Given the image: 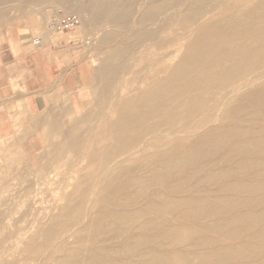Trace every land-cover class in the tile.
I'll return each instance as SVG.
<instances>
[{"label":"bare ground","instance_id":"6f19581e","mask_svg":"<svg viewBox=\"0 0 264 264\" xmlns=\"http://www.w3.org/2000/svg\"><path fill=\"white\" fill-rule=\"evenodd\" d=\"M56 1L79 13L84 26L90 28L100 22L111 23L113 28L98 40L101 45H109L111 50L101 58L89 107L77 123L79 131L68 138V151L75 154L76 159L67 163V181L53 189L52 200L21 201L26 207L20 216L35 211L37 223L30 225L28 233L15 241L19 260L13 258L2 263L118 264L109 260L107 252L111 251L107 248V240L102 238L112 234L111 230L120 234L128 219H136L137 209L128 212L123 200L135 198L147 192L149 187L157 186L162 170L182 169L196 155L219 153L233 137H244L253 131L263 134L264 128L255 130L246 122L232 126L229 116L240 103L247 106L264 104V79L244 92L239 89L245 87L233 83L238 76L243 80L239 83L244 85L254 83L258 76L264 77V71L257 75L261 69L252 75L257 66L264 65V0H143L139 22L144 26L131 30L126 39L121 37L124 29L132 27L129 5L134 0H96L97 3L89 7L75 0ZM82 11L87 16H82ZM147 24L154 26L148 28ZM176 25L183 30L193 26L194 31L182 43L180 55L176 38L171 37ZM148 43L154 47L152 58L147 57L144 50ZM141 47L144 51L135 58V52ZM134 65L139 70L134 78L126 79V75L134 72ZM249 71L252 76L248 77ZM245 72L247 78L243 79ZM119 80L123 87L117 96L114 83ZM220 89L226 91L220 105L212 103L205 109L206 94ZM128 92L131 94L127 95ZM217 110L218 113H212ZM211 121L218 122L209 125ZM227 124L231 129L224 128ZM222 128L230 131L221 132ZM188 129L193 132L194 140L189 146L178 136ZM194 129L199 131L194 132ZM254 149L264 151V137L234 142L231 150L226 149L222 156L227 158L237 151L243 153ZM260 165L264 166L255 161H243L239 168ZM44 170L48 178L52 171L47 167ZM195 172L196 169L193 174ZM223 174L214 173L202 178L206 182ZM253 182L249 189L264 188V184ZM239 188H243L242 182L224 186L220 192ZM15 195L25 196L22 192ZM236 201L226 196L213 200L183 198L163 207L175 210L187 206L182 214L192 216L204 209L219 213L223 206H233ZM29 203L36 205L31 207ZM150 206L153 209L162 207ZM247 216L248 219L258 218L253 212H248ZM111 220L116 223L112 224ZM240 220L233 218V223ZM138 223L144 234L125 238L122 247L131 249L143 242L151 244L141 251L137 260H126L124 264L189 263L190 259L182 252L156 254L157 236L151 222L143 224L140 220ZM215 227L221 228L219 224ZM3 229L0 218L1 234ZM233 231L235 229L230 228V232ZM192 232L190 228L168 226L163 239L172 245L186 240ZM12 235L11 231L4 233L0 246ZM203 258L202 254L197 256V259Z\"/></svg>","mask_w":264,"mask_h":264},{"label":"rangeland","instance_id":"374dc122","mask_svg":"<svg viewBox=\"0 0 264 264\" xmlns=\"http://www.w3.org/2000/svg\"><path fill=\"white\" fill-rule=\"evenodd\" d=\"M95 1L75 0V2L82 4V6L86 5L87 7L97 3ZM142 1L134 0L129 5V20L132 27L130 29H124L123 38L121 37V39H126L127 35L131 33V30L135 31L144 26L139 22L142 3L146 0ZM69 13L77 16L79 20L78 24L68 31H56L53 27L52 20ZM83 15L87 16L82 11ZM204 19L205 17L201 18L200 21L202 22ZM25 24L32 26L31 39H39L40 41L39 45L34 46L42 45L44 52L48 54L53 52L64 54L58 60H55L52 66L59 68H63L64 66H77L79 70L83 71L84 79L82 80L85 82L82 81L83 83H80V81L76 80V84L80 83L79 85H82L78 90V99L73 96L71 98L69 94L66 95V102L73 109L67 112L65 116L66 123L64 125L52 126V129H55V133L48 135L49 138L44 142L45 147L43 150L28 155H25V152L20 150L16 155H5L4 152L0 154V218H2L4 226L3 232L7 233L11 231L13 234L10 239L3 242L0 246V264L8 259L12 260L14 258L13 260L15 261L19 260V256L15 252V241L28 233L27 230L30 225H36L37 223L35 220V211H32L31 214L26 216H20L21 211L26 207L25 203L33 200L40 201L41 198L44 200H52L53 189L67 181L69 177V165L67 163L76 159L75 154L68 151V144L70 142L68 138L74 135L76 131H79L77 123L83 112L89 107L88 105L92 98L91 91L96 84L97 71L101 58L111 50L109 45H101L98 42L104 32L113 28L111 23L100 22L95 27L90 28L84 26L79 13L71 6L69 7L67 4L60 3L56 0H0V37L11 35L12 28ZM151 26L154 25L147 24L148 28ZM193 32V26H189L186 30H183L178 25L174 26L171 37L176 38L175 42L180 47L179 55L183 50L182 43L190 38ZM153 48L148 43L145 49L144 47L138 48L134 56L135 58H139L141 52L145 50L147 57L152 58L154 54ZM255 69L253 70V72L255 71L253 74L252 71H249L250 73L247 72L248 77L257 74L260 69L257 75L262 73L264 71V65L257 66ZM138 70V66L134 65V72L126 75L125 78H134V74ZM46 74L47 78H52L55 75L51 71L50 76L48 70ZM243 74V79H246V72ZM262 77L258 76V78H255L256 80L254 79V83L251 81L250 84L244 85L242 84L243 80L238 76L233 79V83L236 85L241 84L238 85L239 87H245L246 89H239L240 92H244L248 89L247 87H255V85L264 79ZM240 80L242 83H239ZM114 85L118 96L123 87V83L119 80ZM225 92V89L208 92L205 96V109L211 107L212 103H217V105L221 103ZM130 94L131 92H128L127 95ZM212 110L214 111V109ZM213 111V114L218 113V110ZM254 113H258L257 116L253 115ZM229 118L232 122L231 125H235V127L239 125V122H246L245 124L248 123L255 130L264 128V104L247 106L245 103H240L239 107L234 110ZM211 122L209 125L213 124L214 121ZM217 122L215 121L214 124ZM225 127L230 128L229 124ZM224 128H222L221 132L226 133L230 131ZM161 130H164V127ZM193 131H199V129H194ZM262 133L253 131L244 137H233L223 147V151L219 153L208 156L196 155L190 160V164L182 169L162 170L160 182L157 186L149 187L147 192L144 191L135 198L123 200V204L126 206L128 212L137 209V217L134 220L128 219L127 226L120 234H115L110 229L112 234L102 238L103 240H107V248L111 251L107 252L109 253V260L118 264H124L126 260H137L141 251L150 246L151 242H143L131 249H126L125 245L122 247L125 238L139 233L144 234L141 228H139L138 223L142 220L143 224L148 221L151 222L156 232V242L158 243V245L154 246L156 254L161 255L168 251L182 252L190 259L188 264H264V188L258 191L249 189L253 181L264 184V166L260 165L247 169L239 168L243 161H255L264 164V151L261 152L257 149L248 152L243 151V153L237 151L230 157L225 158L222 156L223 152L231 150L234 142H240V140L253 141L257 138L264 137V132ZM178 136L187 146L194 143L192 138L193 132L189 129L187 132L182 131ZM162 140L166 141L164 138ZM54 155L56 157L52 159ZM57 156L62 157L59 159ZM45 167L52 171V173L48 174V178L46 177L47 172L44 170ZM195 169L196 172L193 174ZM220 172H224V174L206 181L209 183H206L202 178ZM238 182H242V189H223L220 192L224 186ZM175 184H179V186L174 187ZM17 192H22L25 196L18 197L15 195ZM40 192L42 193L40 194ZM223 193H226V195ZM225 196L234 201L237 200L239 203L236 201L233 205L234 207L223 206L224 208L219 213H209L207 209H204L199 214L185 216L182 214V211L188 208L187 206L175 210H169L163 207L166 204L171 202L175 203L183 198H205L213 200ZM21 201L25 202V205ZM154 204L162 207L153 209L154 207L152 208L150 205ZM28 205L34 207L36 204L31 205L29 203ZM248 212L258 214V218L256 220L248 219ZM233 218H238V220L240 218L241 220L239 223H233ZM111 223L115 224L116 220H111ZM218 224L221 228L215 227ZM168 226L190 228L193 232L186 240L169 245L163 239L165 229ZM227 226L228 228H226ZM230 228L235 229V231L230 232ZM4 233H0V239ZM168 239L171 241V238ZM201 254L205 258L201 260L197 259V256ZM225 255H230L231 257H225ZM158 264L169 263L159 262Z\"/></svg>","mask_w":264,"mask_h":264},{"label":"crops","instance_id":"0c3cea01","mask_svg":"<svg viewBox=\"0 0 264 264\" xmlns=\"http://www.w3.org/2000/svg\"><path fill=\"white\" fill-rule=\"evenodd\" d=\"M31 32L32 26L25 24L0 37V154L43 150L48 135L55 133L52 126L64 125L73 109L66 95L78 99L82 87L83 71L52 66L64 54L34 46ZM47 70L55 75L47 78Z\"/></svg>","mask_w":264,"mask_h":264},{"label":"built area","instance_id":"2783aa9c","mask_svg":"<svg viewBox=\"0 0 264 264\" xmlns=\"http://www.w3.org/2000/svg\"><path fill=\"white\" fill-rule=\"evenodd\" d=\"M78 18L75 14H66L59 18H55L52 20L53 27L58 32L68 31L74 28L78 24ZM39 39H33V45H39Z\"/></svg>","mask_w":264,"mask_h":264}]
</instances>
